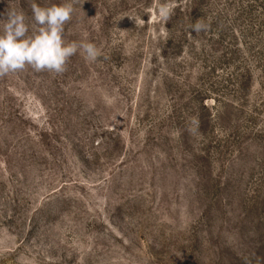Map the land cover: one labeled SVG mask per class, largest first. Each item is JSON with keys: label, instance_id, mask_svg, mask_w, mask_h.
<instances>
[{"label": "rangeland", "instance_id": "1", "mask_svg": "<svg viewBox=\"0 0 264 264\" xmlns=\"http://www.w3.org/2000/svg\"><path fill=\"white\" fill-rule=\"evenodd\" d=\"M67 2L100 57L0 78V264H264V0Z\"/></svg>", "mask_w": 264, "mask_h": 264}, {"label": "clouds", "instance_id": "2", "mask_svg": "<svg viewBox=\"0 0 264 264\" xmlns=\"http://www.w3.org/2000/svg\"><path fill=\"white\" fill-rule=\"evenodd\" d=\"M31 11L38 26L31 35L23 12L9 10L6 14L7 19L0 29V78L23 70L26 66L36 72L48 71L59 75L66 71L69 59L78 52L90 62L100 57L101 52L93 43L65 42L64 26L71 20L74 11L67 0L49 7H41L33 0ZM171 11L170 5H161L160 19L166 20ZM205 28L200 21L192 25L194 32Z\"/></svg>", "mask_w": 264, "mask_h": 264}]
</instances>
